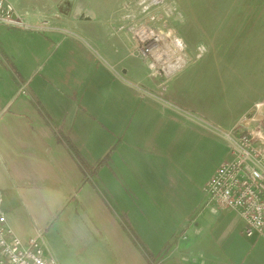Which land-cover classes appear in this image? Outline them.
Returning <instances> with one entry per match:
<instances>
[{
	"label": "rangeland",
	"instance_id": "374dc122",
	"mask_svg": "<svg viewBox=\"0 0 264 264\" xmlns=\"http://www.w3.org/2000/svg\"><path fill=\"white\" fill-rule=\"evenodd\" d=\"M205 2L135 0L127 5L130 7L126 8L116 31L128 35L135 54L148 68L147 75L158 80L159 84L166 83L190 64L202 62V92H214L211 94L219 105L220 113L230 105L241 108L255 105L248 114L262 117L250 128L240 127L237 134L230 131V124L215 121L218 111L210 108L211 101L206 99L203 104L207 107H202L200 121L222 133L225 139L204 127L167 134L166 128L162 127L158 131L161 134L158 149H152L154 153L158 152L157 157L143 152L140 164H134L133 169V161L129 163L125 149L134 155L131 147L136 144V136L130 138L129 145L133 146L122 148L124 142L118 131L119 125L113 121L103 127L98 122H102L100 114L119 107L115 103L107 110L103 104L107 101L106 94L98 89L97 99L94 100L97 107L92 110L95 115V140H88L83 148L71 147L69 159L63 156L62 170L47 172L49 176L55 175V183H0L1 190L15 195L12 212L16 218L12 219L14 226H23L22 236L27 237H35L42 230L47 252L57 264H158L167 258L177 261L178 258L172 256L176 239L188 227L189 220L199 213L205 199L203 187L223 162L233 160L227 137L238 136L246 129L262 130L264 133V86L252 92L246 84V77L242 79L237 75L242 70L247 72L256 68L254 63H264L263 59L249 62L242 59L249 47L247 54L264 55L259 50L250 52L262 43L251 42V45L247 40L248 35L251 36L263 23L264 0H207L217 13L208 23L205 17L197 18L192 10L194 5L201 6ZM234 3H238L234 17L232 12H221ZM197 23L202 24V33L197 31ZM208 25L214 31L224 32L222 35L218 33L220 43H213L206 34L204 27ZM178 41H181V47ZM66 49L67 46L62 51ZM60 53L58 50L56 55L61 57ZM214 53L216 57L213 59L211 55ZM80 58L77 54L69 58L75 63L74 82L79 90L85 87L87 94L91 93V99H94L92 88L99 81L100 74L89 81L91 70L80 68L77 64L81 63ZM62 62L65 64L67 60L62 58ZM237 77L240 78L239 83L234 81ZM230 83H233L231 87L238 85L243 89H238L240 93H232L236 99L229 98L232 91ZM246 87L249 88L246 90ZM83 95L82 92L75 95L81 109L84 108ZM259 104L262 106L258 107ZM14 109L8 113L6 109L0 118L4 117L5 121ZM85 109L89 112V106ZM242 117L236 116L233 120H241ZM127 123L132 127L134 125V121L129 123V115ZM111 145H114L112 149ZM50 185L58 188L63 196L62 201L56 200V205L44 206L45 200L41 197L37 200L24 197L30 191L34 195L40 191L42 197L49 200L47 186Z\"/></svg>",
	"mask_w": 264,
	"mask_h": 264
},
{
	"label": "crops",
	"instance_id": "0c3cea01",
	"mask_svg": "<svg viewBox=\"0 0 264 264\" xmlns=\"http://www.w3.org/2000/svg\"><path fill=\"white\" fill-rule=\"evenodd\" d=\"M4 1L13 6V18L23 27L0 22V114L6 109L8 113L15 107L5 121L4 117L0 118V122L4 121L0 126V183H55V175L49 176L47 172L62 170L63 156L68 157L71 147L83 148L88 140H95V115L92 110L97 107L94 100L97 99L98 89L106 94L107 101L103 104L107 110L111 104L119 105L115 111L111 108L109 112L100 114L102 122H98L103 127L113 121L119 125L118 131L124 142L122 148L133 146L129 145L130 138L136 136V144L131 147L134 155L125 149L129 163L133 161V169L134 164H140L143 152L157 157L158 152L154 153L152 149H158L160 128L165 127L166 134L189 128L202 129L200 120L202 107H207L203 104L206 99L211 101L207 105L218 111L215 121L230 124V131L235 133L242 126H254L262 117L254 113L252 120L249 118L255 105L245 108L230 105L220 113L212 95L214 92H202V62L190 64L164 84L151 79L147 75L148 68L135 54L128 35L116 31L126 8L130 7L127 5L135 0ZM211 4L206 0L202 7L196 4L192 10L197 18L205 17L208 23L217 14ZM237 6L238 3H234L221 12H232L234 17ZM206 11L212 14L203 15L202 12ZM197 25V31L202 33V24ZM204 28L213 43H220L218 33L222 35L224 32L214 31L210 25ZM257 29L251 36L248 35L247 40L249 44H262L250 52L259 50L264 53V20ZM65 46L67 49L63 52ZM249 48L242 59L248 62L264 60V55L247 54ZM58 50L61 57L56 55ZM75 54L81 57L82 64L77 62L80 68L91 70L89 81L100 74L99 81L92 88L94 99H91V93L87 94L85 87L79 90L74 82L75 63L69 58L75 57ZM211 57L214 59L216 54ZM62 58L67 60L65 64H62ZM260 65L254 63L256 68L237 74L242 79L246 77V84L252 92L264 86V63ZM234 81L239 83L240 78ZM23 86L27 94L20 92ZM231 88V99H236L232 93L243 91L238 85ZM81 92L86 94L83 95L82 109L75 100V95ZM88 106L89 112L85 109ZM128 115L129 123L134 121L133 127L127 123ZM236 116L243 117L234 121ZM47 189L49 200L42 197L40 191L36 195L30 191L24 197L44 198V206L56 205V200H63L58 188L50 185ZM0 194L3 198L2 210L10 226L23 240L32 238L22 236L23 226L19 228L13 224V217L16 219L12 215L15 195L1 189ZM188 223L176 239L172 252L178 260L167 258L158 264H264V234L248 239L244 234L245 224L237 213H214L204 199L199 213ZM45 250L49 256L46 243Z\"/></svg>",
	"mask_w": 264,
	"mask_h": 264
},
{
	"label": "built area",
	"instance_id": "2783aa9c",
	"mask_svg": "<svg viewBox=\"0 0 264 264\" xmlns=\"http://www.w3.org/2000/svg\"><path fill=\"white\" fill-rule=\"evenodd\" d=\"M13 13V6L0 0V22L23 27ZM20 92L28 93L25 86ZM227 139L233 160L217 168L206 182L203 194L212 212L237 213L245 224V236L254 239L264 234V133L246 129ZM2 206L0 194V264H57L53 256L46 255L43 231L23 240L10 226Z\"/></svg>",
	"mask_w": 264,
	"mask_h": 264
},
{
	"label": "water",
	"instance_id": "95a60500",
	"mask_svg": "<svg viewBox=\"0 0 264 264\" xmlns=\"http://www.w3.org/2000/svg\"><path fill=\"white\" fill-rule=\"evenodd\" d=\"M157 101H159V100H157ZM163 104H164V103H163ZM164 105L167 106V107H169V108H171V109H173V110H175V111H177V112L180 113V114H183V113H181L180 111L174 109L173 107H171V106H169V105H167V104H164ZM191 119H192V118H191ZM192 120H193V119H192ZM193 121H195V120H193ZM195 122H197V121H195ZM197 123H198V122H197ZM199 124H200V123H199ZM201 125H202V127H204L205 129H208L209 131H212V132H214L216 135H218V136H220L221 138H224V139H225V137H224V135H223L222 133L216 132L215 130L209 128V127L206 126V125H203V124H201Z\"/></svg>",
	"mask_w": 264,
	"mask_h": 264
},
{
	"label": "bare ground",
	"instance_id": "6f19581e",
	"mask_svg": "<svg viewBox=\"0 0 264 264\" xmlns=\"http://www.w3.org/2000/svg\"><path fill=\"white\" fill-rule=\"evenodd\" d=\"M203 15H206V13L204 12ZM203 15H202V16H203ZM156 19H157V18H156ZM203 19H204V18H203ZM148 22H149V21H148ZM155 22H156V21H155ZM138 35H139V34H138ZM167 35H168V34H167ZM167 35H166V36H167ZM139 36H140V35H139ZM141 36H142V35H141ZM164 36H165V35H164ZM169 37H170V36H169ZM141 39H142V38H141ZM154 42H155V41H154ZM146 43H147V42H146ZM164 43H166V42H164ZM178 44H179V45H178ZM178 44H177V45H178L179 47L182 46L181 41H178ZM148 45H149V44H148ZM176 49H177V48H176ZM174 50H175V49H174ZM159 52H161V51H159ZM181 52H182V51H181ZM173 54H174V53H173ZM175 55H176V54H175ZM176 56H177V55H176ZM178 57H179V56H178ZM168 58H169V57H167V59H168ZM171 59H172V58H171ZM169 61H170V60H169ZM179 62H180V61H179ZM156 65H157V64H156ZM159 65H160V64H159ZM161 66H162V65H161ZM173 73H174V72H173Z\"/></svg>",
	"mask_w": 264,
	"mask_h": 264
},
{
	"label": "trees",
	"instance_id": "16d2710c",
	"mask_svg": "<svg viewBox=\"0 0 264 264\" xmlns=\"http://www.w3.org/2000/svg\"><path fill=\"white\" fill-rule=\"evenodd\" d=\"M237 131H239V130H238V129H236V132H237ZM237 134H238V132H237Z\"/></svg>",
	"mask_w": 264,
	"mask_h": 264
}]
</instances>
